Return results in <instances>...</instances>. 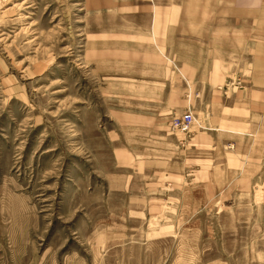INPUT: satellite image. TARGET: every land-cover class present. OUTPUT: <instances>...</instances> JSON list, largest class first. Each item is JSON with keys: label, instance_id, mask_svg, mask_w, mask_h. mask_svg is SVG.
<instances>
[{"label": "rangeland", "instance_id": "obj_1", "mask_svg": "<svg viewBox=\"0 0 264 264\" xmlns=\"http://www.w3.org/2000/svg\"><path fill=\"white\" fill-rule=\"evenodd\" d=\"M197 3L220 0H0V264H264V164L173 159L250 87L193 98Z\"/></svg>", "mask_w": 264, "mask_h": 264}, {"label": "crops", "instance_id": "obj_2", "mask_svg": "<svg viewBox=\"0 0 264 264\" xmlns=\"http://www.w3.org/2000/svg\"><path fill=\"white\" fill-rule=\"evenodd\" d=\"M263 5V0H220L216 7L197 3L192 11L196 13V16L193 14L196 20L190 22L195 30L190 35L189 59L182 61L177 57L176 64L188 77V86L195 87L193 98L199 97V87H209L213 93L226 92L227 95L221 87L227 84L228 78L233 74L245 76L247 70L250 80L242 81L250 87H230L226 100L224 95H219L222 102L228 101L232 94L234 106L221 105V117L216 121L212 118V122L217 123L213 131L196 135L185 149L175 142L172 146L175 163L183 157L185 164H205L206 171L213 172L214 161L221 153L224 160L220 165H225L227 172L244 173L252 163L264 164V141L260 143L264 132V123L261 124L264 121V42L260 40L261 33L255 31L262 21ZM246 28L254 29L252 37L256 35L257 39L248 38ZM251 40L254 49L246 48ZM200 91L202 94L203 90ZM162 107L166 111L171 105L166 101ZM169 122L162 118L157 124ZM160 139L168 140L163 136ZM255 145L261 150L260 160L251 157Z\"/></svg>", "mask_w": 264, "mask_h": 264}, {"label": "built area", "instance_id": "obj_3", "mask_svg": "<svg viewBox=\"0 0 264 264\" xmlns=\"http://www.w3.org/2000/svg\"><path fill=\"white\" fill-rule=\"evenodd\" d=\"M198 125L199 121L190 110L183 113L182 115L174 116L171 120L172 130L184 134H189L193 128Z\"/></svg>", "mask_w": 264, "mask_h": 264}]
</instances>
